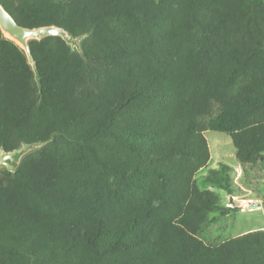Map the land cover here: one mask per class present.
Masks as SVG:
<instances>
[{
  "label": "trees",
  "instance_id": "1",
  "mask_svg": "<svg viewBox=\"0 0 264 264\" xmlns=\"http://www.w3.org/2000/svg\"><path fill=\"white\" fill-rule=\"evenodd\" d=\"M0 148L47 141L0 169V264H264V228L201 238L229 210L196 174L206 130L264 167V0H0ZM232 167L206 176L229 194Z\"/></svg>",
  "mask_w": 264,
  "mask_h": 264
},
{
  "label": "rangeland",
  "instance_id": "2",
  "mask_svg": "<svg viewBox=\"0 0 264 264\" xmlns=\"http://www.w3.org/2000/svg\"><path fill=\"white\" fill-rule=\"evenodd\" d=\"M73 48L77 49L74 45ZM211 158L208 164L196 174L201 189L214 191L227 212L214 211L210 220L200 232L202 239L219 244L243 233L264 228V167L244 170L235 154L231 137L215 130H206ZM222 164L232 167L233 193L229 194L214 183L206 180L212 169H220Z\"/></svg>",
  "mask_w": 264,
  "mask_h": 264
},
{
  "label": "water",
  "instance_id": "3",
  "mask_svg": "<svg viewBox=\"0 0 264 264\" xmlns=\"http://www.w3.org/2000/svg\"><path fill=\"white\" fill-rule=\"evenodd\" d=\"M0 29L3 35L15 42L23 51L25 52L28 62L32 66L35 75L38 79V71L36 67L35 60L30 50L29 42L31 40H41L47 36L59 35L61 36L67 44L73 46L75 45L78 50H80V42L82 37H74L70 35L63 27L57 25H44L39 27H26L20 25L13 15L5 8V6L0 1ZM47 141L23 143L18 148L13 150H5V148H0V169L6 168L11 172H15L16 168L21 160V158L28 152L40 148Z\"/></svg>",
  "mask_w": 264,
  "mask_h": 264
}]
</instances>
